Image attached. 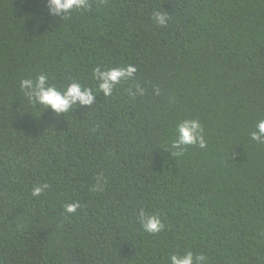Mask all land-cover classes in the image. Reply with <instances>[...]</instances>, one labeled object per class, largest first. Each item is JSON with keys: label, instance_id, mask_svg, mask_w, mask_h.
I'll list each match as a JSON object with an SVG mask.
<instances>
[{"label": "trees", "instance_id": "16d2710c", "mask_svg": "<svg viewBox=\"0 0 264 264\" xmlns=\"http://www.w3.org/2000/svg\"><path fill=\"white\" fill-rule=\"evenodd\" d=\"M98 65L135 72L106 96ZM41 73L91 88L92 104L33 103L20 81ZM190 119L206 146L177 155ZM260 120L264 0H87L60 14L0 0V264H170L189 251L264 264ZM142 211L162 230L144 231Z\"/></svg>", "mask_w": 264, "mask_h": 264}, {"label": "clouds", "instance_id": "9594fccd", "mask_svg": "<svg viewBox=\"0 0 264 264\" xmlns=\"http://www.w3.org/2000/svg\"><path fill=\"white\" fill-rule=\"evenodd\" d=\"M87 7V0H48L50 13H68L72 9H82ZM154 21L158 26H165L168 16L165 13H155ZM135 68L127 66L125 68H111L102 70L98 65L93 69V77L98 82V88L106 96H111L114 87L120 83L125 76L131 77ZM21 90L29 96L30 100L48 108L57 115L69 112L75 105H91L93 102V90L82 87L78 82H70L62 91L49 83L47 74L41 73L33 79H22L20 81ZM252 139L264 141V120H260L256 125V131L252 133ZM200 148L206 146L203 136L200 134V122L197 119L184 120L178 125V135L173 141V146L178 149L177 155L183 151V146L197 145ZM100 178H98L99 180ZM48 187L47 184L36 186L32 189V195L39 197ZM93 190H102V183L94 186ZM78 203H71L65 206V211L73 213L76 211ZM142 227L148 233H157L162 230L163 224L156 215H146L141 212ZM170 264H208V258L203 254L195 257L192 252L179 255L173 254L169 257Z\"/></svg>", "mask_w": 264, "mask_h": 264}]
</instances>
